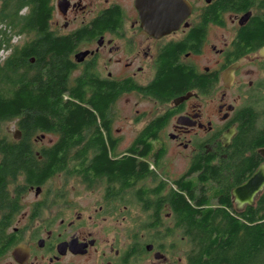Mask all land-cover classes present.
<instances>
[{"label": "flooded vegetation", "instance_id": "flooded-vegetation-1", "mask_svg": "<svg viewBox=\"0 0 264 264\" xmlns=\"http://www.w3.org/2000/svg\"><path fill=\"white\" fill-rule=\"evenodd\" d=\"M47 22L74 40L81 105L107 107L103 119L94 112L108 146H87L81 128L69 177L71 149L57 146L53 124H4L0 264H187L167 263L179 246L159 233L179 232L173 190L209 203L212 168L234 157L240 112L264 93V0H48ZM117 85L127 91L115 100ZM131 95L145 106L123 116L118 103ZM14 151L20 166L9 164Z\"/></svg>", "mask_w": 264, "mask_h": 264}, {"label": "trees", "instance_id": "trees-1", "mask_svg": "<svg viewBox=\"0 0 264 264\" xmlns=\"http://www.w3.org/2000/svg\"><path fill=\"white\" fill-rule=\"evenodd\" d=\"M28 7L30 11L23 14ZM47 20L48 0H0V25L6 24L5 28L12 32L11 36L6 30L0 32V52L11 50L0 60V137L4 124L17 118L25 133L39 129L31 127L32 121L39 125L53 124L52 129L63 133L57 146L71 149L67 152L70 177L77 171L76 148L81 145L78 138L81 128L89 130L87 146H108L107 139L95 127L98 119L94 112L103 119L107 107L81 105L82 89L69 61L74 40L55 37ZM14 35L27 40L22 46H13ZM114 91L116 100L127 89L117 85ZM96 99L106 104L108 96L98 94ZM240 115L231 144L234 157L221 160L212 168L209 203L204 206L202 200L193 204L191 201L196 199L191 193L171 192L175 204L172 221L179 229L171 236L178 239L177 246L179 243L188 246L187 264H264V190L253 205L240 212L234 208L231 194L232 189L246 182L264 164V93L257 95ZM24 139L30 137L26 134ZM8 156L11 166L21 165V152L14 151ZM100 157L99 163L110 162L108 153ZM132 167L128 163L126 168L129 171ZM3 172L0 171V178Z\"/></svg>", "mask_w": 264, "mask_h": 264}, {"label": "rangeland", "instance_id": "rangeland-1", "mask_svg": "<svg viewBox=\"0 0 264 264\" xmlns=\"http://www.w3.org/2000/svg\"><path fill=\"white\" fill-rule=\"evenodd\" d=\"M5 25L6 24H1L0 25V32L1 31H5L6 32L8 31V29H5ZM10 36L12 35L11 33L7 32ZM14 36H18V35H14ZM13 36V38H14ZM13 38H12V45L13 46H22L25 41L27 40L26 37L24 36H18L16 40H18V42H13ZM11 45V47H12ZM9 49L5 50L4 52H1L0 53V60H3L4 57L7 56V54L9 53ZM141 100H139L138 97L136 96H125L121 99V101L118 103V107H119V114L123 115V116H130L132 114H135V110L136 109H142L145 105H135V103H139ZM131 139L129 136H125L124 138V142H123V145L122 147H127L129 145V143L131 142ZM263 154H264V151H263ZM244 207L240 208L241 210L243 209ZM170 222V221H169ZM178 238L180 239L179 235H178ZM178 242V239L175 237V236H171V235H167V234H161L159 233V243H163V244H168L169 246L170 245H175L176 246V243ZM179 248H177L176 250L178 251L177 254L174 255V257L170 256L169 255V260L167 263H170L172 260H178V258L180 257H185L186 256V251L188 250V246H186L184 243H179L178 244ZM162 259V258H161ZM159 259V260H161Z\"/></svg>", "mask_w": 264, "mask_h": 264}, {"label": "water", "instance_id": "water-1", "mask_svg": "<svg viewBox=\"0 0 264 264\" xmlns=\"http://www.w3.org/2000/svg\"><path fill=\"white\" fill-rule=\"evenodd\" d=\"M233 70L229 69L226 73H224V77L230 74ZM235 132H232L228 137H232ZM16 137H19L20 132H16ZM264 190V164L260 166L257 171L243 184L236 187L232 194L235 198V202H237L238 207L242 208L246 205H253L258 195ZM159 254V259H160Z\"/></svg>", "mask_w": 264, "mask_h": 264}, {"label": "built area", "instance_id": "built-area-1", "mask_svg": "<svg viewBox=\"0 0 264 264\" xmlns=\"http://www.w3.org/2000/svg\"><path fill=\"white\" fill-rule=\"evenodd\" d=\"M5 29H6V28H5ZM8 32L11 33V30L8 29ZM17 37H18V36H14V38H13V42H18V40H16ZM5 50H7V49H2L1 52H4ZM9 51L11 52V50H9ZM1 52H0V53H1ZM10 52H9V53H10ZM9 53H8V54H9ZM8 54H7V56H8ZM7 56H6V57H7ZM6 57H4V59H5Z\"/></svg>", "mask_w": 264, "mask_h": 264}, {"label": "bare ground", "instance_id": "bare-ground-1", "mask_svg": "<svg viewBox=\"0 0 264 264\" xmlns=\"http://www.w3.org/2000/svg\"><path fill=\"white\" fill-rule=\"evenodd\" d=\"M259 196V195H258ZM236 204H237V202H236ZM237 206H238V204H237ZM247 206V205H246ZM245 207V206H244Z\"/></svg>", "mask_w": 264, "mask_h": 264}]
</instances>
